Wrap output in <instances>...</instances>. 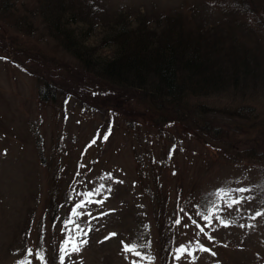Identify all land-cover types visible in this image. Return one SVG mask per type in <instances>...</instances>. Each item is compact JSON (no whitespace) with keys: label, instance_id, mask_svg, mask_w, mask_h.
I'll return each mask as SVG.
<instances>
[{"label":"rangeland","instance_id":"obj_1","mask_svg":"<svg viewBox=\"0 0 264 264\" xmlns=\"http://www.w3.org/2000/svg\"><path fill=\"white\" fill-rule=\"evenodd\" d=\"M38 1L0 0V264H44L27 248L59 264L61 242L72 237L87 243L65 264H264V215H255L264 213V159L246 153L264 139L262 67L243 91L188 98L217 115L214 131L194 130L190 119L156 123L151 103L101 87L83 69L41 19ZM71 1L81 20L69 27L96 45L99 57L110 55V46L100 45L110 13L129 20L145 12L153 25L175 9L183 10L189 33L203 25L264 56L262 0H246L244 9L235 0ZM105 13L108 20L98 18ZM24 19L29 24L20 25ZM45 84L56 94L41 100ZM240 104L253 109L237 112ZM220 187L252 189L239 194L251 199L228 208L238 194L216 198L206 222L196 213ZM87 199L103 202H86L65 227L73 206ZM136 242L145 245L139 256L124 250ZM182 244L188 252L175 260Z\"/></svg>","mask_w":264,"mask_h":264},{"label":"trees","instance_id":"obj_2","mask_svg":"<svg viewBox=\"0 0 264 264\" xmlns=\"http://www.w3.org/2000/svg\"><path fill=\"white\" fill-rule=\"evenodd\" d=\"M235 1L243 9L247 5L246 0ZM73 2L39 0L37 8L44 9L45 15L41 19L49 28L55 29L54 34L63 47L83 69L98 78L101 87L108 84L110 90L139 95L152 104L156 123L165 125L172 118L190 119L188 122L194 130L214 131L211 119L217 115L210 112L206 104L188 98L217 94L227 89L243 91L258 81L261 67L264 73V56L261 53L259 58L260 51L243 41L225 43L215 31L212 34L204 31L203 25L201 31L189 33L183 25L182 9L157 15L153 25L145 12H138L129 20L127 15L122 16L118 11L110 13L113 23L108 21L107 32L100 43L110 46V55L99 57L96 45L84 43L78 31L69 27L72 22L81 20L71 5ZM106 15L97 17L108 20L104 18ZM19 24H29V21L20 20ZM54 87L45 84L44 93L41 92L39 98H53L56 94ZM249 109L252 110L253 106L240 104L236 111L247 113ZM225 142L229 144L230 140ZM252 144L253 149L244 152L264 159V139Z\"/></svg>","mask_w":264,"mask_h":264},{"label":"snow or ice","instance_id":"obj_3","mask_svg":"<svg viewBox=\"0 0 264 264\" xmlns=\"http://www.w3.org/2000/svg\"><path fill=\"white\" fill-rule=\"evenodd\" d=\"M111 132V129L109 128L104 134H103V139L104 140H107L108 139V136ZM99 135V134H98ZM96 141L94 140L93 143H95ZM79 174V173H77ZM103 187V185H101V188ZM100 189L97 188V189H94L93 191H90V192H87L85 194L86 197H91L94 192L95 193H99ZM110 191V189H109ZM252 189H249V188H246V187H238V188H235V189H232V188H225V187H220L216 190H214L213 192H210L208 195H207V200H206V204L205 205H201L200 207L203 208V213H196V215L198 216H202V219L204 221H208L210 219L209 215H208V212L210 211V209L212 208H216V204H215V199L216 198H220L221 196H227L229 193H236L238 195H235L234 197H232L231 201L230 202H226V206L228 208H232L233 206L235 205H240L242 202L246 201V200H249L251 199V197L249 196H245V195H239V194H242V193H248V192H251ZM102 203L103 201H92L90 199H87L86 201L85 200H82L80 201L79 203H76L72 210H71V215L64 220V225L65 227L70 224V223H74V221L71 219L72 216H80V215H83L82 212H79L78 210L79 209H82L85 205V203ZM181 211H184L183 209H181ZM104 213H102L103 215ZM89 215H91L89 213ZM256 216H260V215H264V213L260 212V211H257L255 213ZM191 218V217H190ZM181 221L179 219L176 220V223L179 224ZM193 224L196 223L195 220L192 221ZM220 223L221 224H225V221L223 219L220 220ZM207 226V225H206ZM225 226H227L225 224ZM197 227H199V225H197ZM76 228H79V225L77 224L76 225ZM65 229L62 228V231H64ZM200 231L203 232V228H200ZM86 235V233H84ZM115 235V234H113ZM209 239H212L211 237H209ZM41 240H43V234L41 235ZM87 241L86 240H80V241H77L75 239V237H72L71 239H64L62 242H61V246L59 248V252L56 256V260L59 262V264H65V259H66V256H69L71 255V253H78L80 252V245L81 244H86ZM200 242L197 241V244H199ZM71 244V249H68V245ZM142 247H145V245L143 244H140L139 242H136L135 244H132V245H126L124 250L127 252V251H135L136 255L139 256L140 255V252L137 250L138 248H142ZM201 249L203 251H211V249L209 248H205L203 245H200ZM27 252L28 255H35L36 259H38L39 261H43L44 264H48L47 262V255L46 254H40V249H36V250H33L32 248H27L25 250ZM175 252L177 253V255H175L174 259L175 260H180L182 258V256L188 252V248L185 246V245H180L178 248L175 249ZM213 255H215V253H213ZM29 264H31V262H29Z\"/></svg>","mask_w":264,"mask_h":264}]
</instances>
